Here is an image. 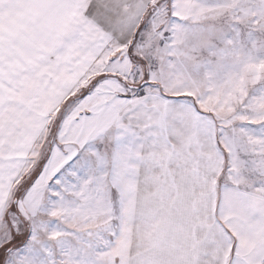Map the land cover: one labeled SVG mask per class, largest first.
Segmentation results:
<instances>
[{
	"label": "snow or ice",
	"instance_id": "6c2138e0",
	"mask_svg": "<svg viewBox=\"0 0 264 264\" xmlns=\"http://www.w3.org/2000/svg\"><path fill=\"white\" fill-rule=\"evenodd\" d=\"M0 264H264V0H0Z\"/></svg>",
	"mask_w": 264,
	"mask_h": 264
}]
</instances>
